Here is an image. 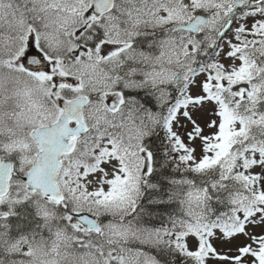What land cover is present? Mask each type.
<instances>
[{"label":"snow or ice","instance_id":"obj_1","mask_svg":"<svg viewBox=\"0 0 264 264\" xmlns=\"http://www.w3.org/2000/svg\"><path fill=\"white\" fill-rule=\"evenodd\" d=\"M0 264H264V0H0Z\"/></svg>","mask_w":264,"mask_h":264}]
</instances>
